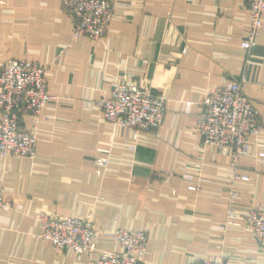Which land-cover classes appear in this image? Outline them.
<instances>
[{"label": "crops", "instance_id": "1", "mask_svg": "<svg viewBox=\"0 0 264 264\" xmlns=\"http://www.w3.org/2000/svg\"><path fill=\"white\" fill-rule=\"evenodd\" d=\"M62 1L0 0V64L46 66L56 96L38 116H23L38 136L35 158H0V196L10 204L0 209V264H89L86 255L58 254L36 237L40 212L90 218L99 231L96 256L116 248L101 231L142 229L143 264H264V244L246 226L219 231L232 191L240 209H264V133L232 166L225 155L201 150L194 131L206 94L242 73L264 126V12L256 45L245 50L247 0H114L96 40L71 39ZM120 81L165 99L160 128L135 139L134 130L115 127L91 105ZM234 171L248 179L235 180Z\"/></svg>", "mask_w": 264, "mask_h": 264}, {"label": "built area", "instance_id": "2", "mask_svg": "<svg viewBox=\"0 0 264 264\" xmlns=\"http://www.w3.org/2000/svg\"><path fill=\"white\" fill-rule=\"evenodd\" d=\"M251 11L248 30L240 47L253 48L262 28L261 14L264 0H247ZM62 9L72 20L71 39L102 38L113 17L114 0H63ZM48 68L29 59H10L0 64V158L7 156L33 159L36 156V132L29 133L23 125V116H38L45 104L56 99L47 87ZM245 76L226 86L211 89L199 105L194 127L200 139V149L213 150L225 155L236 166L239 159L248 155L252 138L264 133V126L243 87ZM165 99L153 95L150 90L122 81L112 87L108 96L94 101L102 117L118 128H131L134 138L139 131L158 129L166 114ZM108 153V149H102ZM259 155H264L260 153ZM106 158L103 162L106 163ZM200 164H195L197 169ZM235 180H247L248 176L233 172ZM197 188L192 181L191 191ZM10 204L0 196V209ZM15 210H21L16 205ZM40 224L36 237L48 240L53 250L62 254L71 250L74 255H86L89 264H143L148 238L142 229L101 231L116 246L114 250L95 255L99 231L90 218L80 216H56L47 212L36 214ZM246 226L252 238L264 244V209L251 206L240 209L229 196L223 222L219 231L223 234L230 227ZM189 264H230L226 259L202 258Z\"/></svg>", "mask_w": 264, "mask_h": 264}]
</instances>
